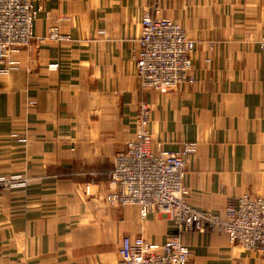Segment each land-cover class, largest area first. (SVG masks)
I'll list each match as a JSON object with an SVG mask.
<instances>
[{
  "label": "crops",
  "instance_id": "crops-1",
  "mask_svg": "<svg viewBox=\"0 0 264 264\" xmlns=\"http://www.w3.org/2000/svg\"><path fill=\"white\" fill-rule=\"evenodd\" d=\"M34 39L0 67V172L21 185L0 191V264H115L126 235L155 251L176 234L158 213L107 196L115 155L150 107L154 145L196 147L186 200L223 216L244 194L264 196V0H42ZM167 17L196 40V83L161 92L138 84L145 14ZM103 31V34L100 33ZM189 264H264L217 230L181 233Z\"/></svg>",
  "mask_w": 264,
  "mask_h": 264
},
{
  "label": "built area",
  "instance_id": "built-area-1",
  "mask_svg": "<svg viewBox=\"0 0 264 264\" xmlns=\"http://www.w3.org/2000/svg\"><path fill=\"white\" fill-rule=\"evenodd\" d=\"M39 0H0V67L8 72L18 61L12 54L34 39L62 40L67 35L58 25L48 29L45 37L36 36L34 25ZM42 1V0H40ZM103 34V31H100ZM196 40L186 29L164 13L145 14L138 38L136 68L138 84L143 90L164 89L196 83L191 53ZM264 50V33L260 39ZM150 107L141 104L138 128L126 146L114 158L110 172L116 184L107 200L112 206H135L142 219L158 213L175 223L176 234L169 236L161 250L141 235L123 237L115 264H189L191 250L182 242L181 233L217 230L235 244L264 256V196L244 194L227 205L224 215L199 209L186 200L184 174L196 151L192 143H183L177 152L154 145L148 130ZM21 185L16 176L0 172V191Z\"/></svg>",
  "mask_w": 264,
  "mask_h": 264
}]
</instances>
